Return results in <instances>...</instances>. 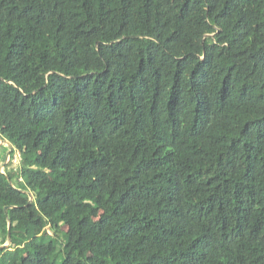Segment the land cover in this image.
Returning a JSON list of instances; mask_svg holds the SVG:
<instances>
[{"label": "trees", "instance_id": "1", "mask_svg": "<svg viewBox=\"0 0 264 264\" xmlns=\"http://www.w3.org/2000/svg\"><path fill=\"white\" fill-rule=\"evenodd\" d=\"M0 141V264H264V0H0Z\"/></svg>", "mask_w": 264, "mask_h": 264}, {"label": "rangeland", "instance_id": "2", "mask_svg": "<svg viewBox=\"0 0 264 264\" xmlns=\"http://www.w3.org/2000/svg\"><path fill=\"white\" fill-rule=\"evenodd\" d=\"M1 143H4V142L0 141V144H1ZM6 159H7L6 161H9V156H7ZM18 161H19V156H18V154H16V155L14 156V158L12 159L11 164L8 165V168H7V169L15 168L16 165H17V163H18ZM62 228H63V230L66 229L65 226L62 227ZM47 232H50L49 229H48ZM7 244H8V242H7L5 245H7ZM61 258H62V255L58 258V262H60Z\"/></svg>", "mask_w": 264, "mask_h": 264}, {"label": "water", "instance_id": "3", "mask_svg": "<svg viewBox=\"0 0 264 264\" xmlns=\"http://www.w3.org/2000/svg\"><path fill=\"white\" fill-rule=\"evenodd\" d=\"M2 142H3V141H2ZM10 152H11V149L8 150V152H7V156H9Z\"/></svg>", "mask_w": 264, "mask_h": 264}]
</instances>
